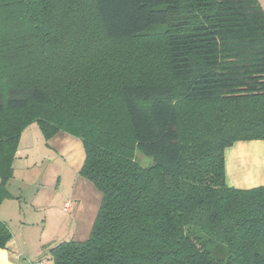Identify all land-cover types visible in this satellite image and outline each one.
Here are the masks:
<instances>
[{"label": "trees", "instance_id": "1", "mask_svg": "<svg viewBox=\"0 0 264 264\" xmlns=\"http://www.w3.org/2000/svg\"><path fill=\"white\" fill-rule=\"evenodd\" d=\"M32 123L81 140L101 193L52 264H264V185L229 186L224 156L264 140L258 0H0V201Z\"/></svg>", "mask_w": 264, "mask_h": 264}, {"label": "rangeland", "instance_id": "2", "mask_svg": "<svg viewBox=\"0 0 264 264\" xmlns=\"http://www.w3.org/2000/svg\"><path fill=\"white\" fill-rule=\"evenodd\" d=\"M32 126V128L38 130L36 124ZM38 132L40 134V131ZM47 141L48 145L45 144L42 137L39 140V138H36L35 133L31 131V133H24V139L18 141V146L20 142L23 149L30 146L34 147V153L28 157L31 165L44 166L53 159V162H56L61 168V182L53 203L48 210L49 212L45 215L44 213L35 215L27 211L25 215L27 225L22 229L27 235L28 253H35L36 249H42L38 257L42 259L44 264H52L48 254L50 247L62 241L71 239L84 240L88 237L101 202V193L90 181L78 175L77 171L83 161L84 151L81 140L77 136L60 131ZM135 158L143 166H148L152 163L151 157L139 151L135 152ZM33 175L35 174L33 173ZM33 175L27 176L17 170L15 178L12 179L9 186L10 191L17 196L16 199L19 200L23 207L24 202L29 199L28 194L31 188H33V186H28L25 183L27 178L33 177ZM76 196H80V199L76 202V208L74 209V205L70 212H62L63 202L71 200L75 204V200L78 199ZM78 206L79 209L77 211ZM91 206L93 207L91 208ZM78 213L79 215H77ZM82 215L88 218V225L86 223L84 228L80 227L81 221L78 222V219H82ZM16 226L20 228V225L16 224ZM42 228L44 229V234L42 242L38 246L37 236L39 237ZM85 228L86 230H84ZM78 230L82 233H79ZM48 239L50 244L43 246V242L48 241Z\"/></svg>", "mask_w": 264, "mask_h": 264}, {"label": "crops", "instance_id": "3", "mask_svg": "<svg viewBox=\"0 0 264 264\" xmlns=\"http://www.w3.org/2000/svg\"><path fill=\"white\" fill-rule=\"evenodd\" d=\"M258 2L264 10V0H258ZM33 124L36 123L30 124L23 130L19 141L24 139V133H31V131L35 133L36 138H39V140L40 137L44 139L38 125L36 124L37 130L36 128H32ZM38 131H40V134ZM44 141L48 145V141L45 139ZM33 153L34 147L30 146L23 149L19 142L12 162V176L8 179L5 186L8 196L0 201V220L11 232V238L5 247H0V264H38V261L42 260L38 257L42 249H36L35 253H28L29 244L27 242V235L22 229L27 225L25 221L27 211L35 215L37 213H44L45 215L49 212L48 210L53 203L61 182V168L56 162H53V159L44 166H36L34 162V165H31L28 157ZM224 156L226 182L229 186L238 189H248L264 185V140L237 141L225 150ZM17 170L27 176L35 174L33 177H28L25 183L28 186H33V188H31L28 194V201L24 202V207L21 206L19 200L16 199L17 196L9 189ZM76 198L78 199H74L75 204L70 200L72 202L71 210L74 205V209L76 208V202L80 199V196H76ZM78 209L79 206L77 207V211ZM78 222L81 224L80 227L84 228L86 227V223L88 225V218L82 215V219H78ZM16 224L20 225V228H17ZM78 232L82 233L80 230ZM43 234L44 229L42 228L39 237L37 236L38 246L42 242ZM46 244H50L49 239L43 242L42 245Z\"/></svg>", "mask_w": 264, "mask_h": 264}, {"label": "built area", "instance_id": "4", "mask_svg": "<svg viewBox=\"0 0 264 264\" xmlns=\"http://www.w3.org/2000/svg\"><path fill=\"white\" fill-rule=\"evenodd\" d=\"M72 208V202L70 200H67L63 203V206H62V211L63 212H69ZM38 264H43V261L42 260H39L38 261Z\"/></svg>", "mask_w": 264, "mask_h": 264}]
</instances>
